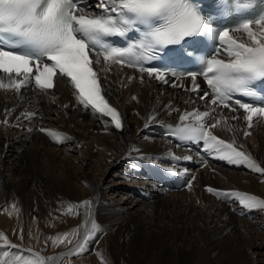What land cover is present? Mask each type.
Listing matches in <instances>:
<instances>
[{
  "label": "bare ground",
  "instance_id": "bare-ground-1",
  "mask_svg": "<svg viewBox=\"0 0 264 264\" xmlns=\"http://www.w3.org/2000/svg\"><path fill=\"white\" fill-rule=\"evenodd\" d=\"M95 4L83 0L86 11ZM229 34L247 42L243 30ZM219 55L228 59L222 47ZM92 67L124 116L122 130L79 103L69 78L44 91L34 80L19 92L0 88V264H264V208L222 194L264 199V175L166 134L192 122L180 120L185 112H210L204 124L220 121L212 134L264 167V117L249 129L238 105L233 113L210 94L201 99L209 91L200 76L193 92L191 77L165 83L102 57ZM0 79L9 83L8 74ZM173 171L191 187H167ZM88 233L86 251L74 254Z\"/></svg>",
  "mask_w": 264,
  "mask_h": 264
},
{
  "label": "snow or ice",
  "instance_id": "snow-or-ice-1",
  "mask_svg": "<svg viewBox=\"0 0 264 264\" xmlns=\"http://www.w3.org/2000/svg\"><path fill=\"white\" fill-rule=\"evenodd\" d=\"M94 8L98 11H86L83 0H0V73L8 74L9 79L7 84L0 79V88L19 92L34 79L35 86L44 91L54 87L55 77L69 78L79 103L110 117L114 126L121 129L122 121L117 109L101 95L89 54L94 55L95 63H100L102 57L105 63L138 68L141 73L147 72L149 77L155 76L167 83L165 70L146 68L143 61L157 59L168 46H182L189 39L205 38L218 39L228 59L219 58L221 48L218 47L210 58L199 59V72L181 74L191 77V91L199 90L196 79L198 75L203 76L211 89L212 104L223 105L236 113L238 109L230 104L233 93L256 97L257 92L251 86L264 82V10L253 18L242 17V23L235 31L243 30L247 34V42H238L229 34V28L220 30L214 26L211 17L205 18L199 10L198 0H96ZM249 8L254 9L255 5L247 4L245 11ZM133 31L139 33L140 39L128 43L127 47L115 46L110 40L113 37L125 38ZM185 54L192 57L195 53L186 51ZM13 73L17 76L23 74V79H12ZM207 97L209 93L204 92L200 98ZM235 104L243 110L249 129L254 126V120L264 117V103L236 99ZM210 115V112L199 110L185 112L180 120L192 122L178 126L177 134L203 141L205 151L216 150L221 153V159L246 164L249 169L264 175V167L238 150L234 142H226L212 134L209 127L215 128L220 121L211 126L204 124L202 121ZM33 116L35 113L28 114V118ZM237 118L236 115L231 117ZM4 123L7 124V120ZM41 131L48 130L42 128ZM244 135L248 136L250 132L245 131ZM184 159L190 160L191 157ZM188 187H191L190 181ZM207 191L221 194L220 190L212 187ZM222 194L225 197L241 196L239 202L246 208H264V199L256 196L233 192ZM92 227L97 230L95 224ZM67 236L66 233L56 240L64 243ZM4 239L7 243L6 236ZM92 239L91 233L85 234L74 254L86 251ZM68 242L71 243L70 240ZM26 264H31V261Z\"/></svg>",
  "mask_w": 264,
  "mask_h": 264
},
{
  "label": "rangeland",
  "instance_id": "rangeland-1",
  "mask_svg": "<svg viewBox=\"0 0 264 264\" xmlns=\"http://www.w3.org/2000/svg\"><path fill=\"white\" fill-rule=\"evenodd\" d=\"M170 87V86H169ZM69 209H71V207H69ZM58 242V241H57ZM58 244H61L60 242H58Z\"/></svg>",
  "mask_w": 264,
  "mask_h": 264
}]
</instances>
